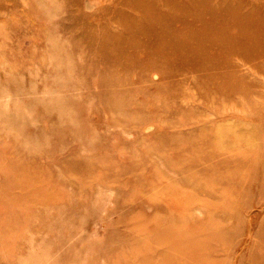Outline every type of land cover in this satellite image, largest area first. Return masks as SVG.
Instances as JSON below:
<instances>
[{
  "label": "rangeland",
  "instance_id": "374dc122",
  "mask_svg": "<svg viewBox=\"0 0 264 264\" xmlns=\"http://www.w3.org/2000/svg\"><path fill=\"white\" fill-rule=\"evenodd\" d=\"M152 7L0 0V264H264V72L108 62Z\"/></svg>",
  "mask_w": 264,
  "mask_h": 264
},
{
  "label": "bare ground",
  "instance_id": "6f19581e",
  "mask_svg": "<svg viewBox=\"0 0 264 264\" xmlns=\"http://www.w3.org/2000/svg\"><path fill=\"white\" fill-rule=\"evenodd\" d=\"M135 1L154 7L127 20L126 12L121 30L103 32L99 47L108 62L157 72L187 61L195 71H207L204 83L236 93L254 83H247L250 75L264 72V0H164L163 9L158 0ZM158 12L166 23H160ZM241 64L249 70L241 72ZM222 66L230 69L208 71Z\"/></svg>",
  "mask_w": 264,
  "mask_h": 264
}]
</instances>
